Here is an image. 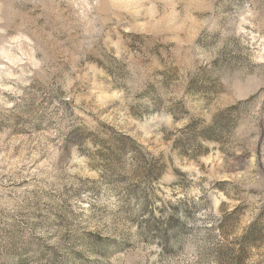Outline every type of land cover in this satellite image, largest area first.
Listing matches in <instances>:
<instances>
[{"label":"rangeland","instance_id":"obj_1","mask_svg":"<svg viewBox=\"0 0 264 264\" xmlns=\"http://www.w3.org/2000/svg\"><path fill=\"white\" fill-rule=\"evenodd\" d=\"M264 264V0H0V264Z\"/></svg>","mask_w":264,"mask_h":264},{"label":"trees","instance_id":"obj_2","mask_svg":"<svg viewBox=\"0 0 264 264\" xmlns=\"http://www.w3.org/2000/svg\"><path fill=\"white\" fill-rule=\"evenodd\" d=\"M250 242V236L246 235L236 242L222 243L218 248L220 264H245L247 248Z\"/></svg>","mask_w":264,"mask_h":264}]
</instances>
